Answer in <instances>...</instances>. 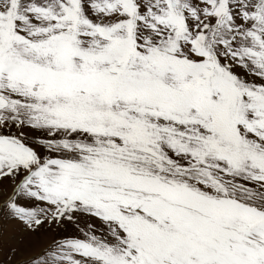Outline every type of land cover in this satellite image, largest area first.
<instances>
[{"label":"snow or ice","instance_id":"1","mask_svg":"<svg viewBox=\"0 0 264 264\" xmlns=\"http://www.w3.org/2000/svg\"><path fill=\"white\" fill-rule=\"evenodd\" d=\"M0 264H264V0H0Z\"/></svg>","mask_w":264,"mask_h":264},{"label":"rangeland","instance_id":"2","mask_svg":"<svg viewBox=\"0 0 264 264\" xmlns=\"http://www.w3.org/2000/svg\"><path fill=\"white\" fill-rule=\"evenodd\" d=\"M3 259H4L3 255H2V254H0V260H3Z\"/></svg>","mask_w":264,"mask_h":264}]
</instances>
